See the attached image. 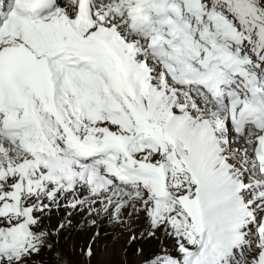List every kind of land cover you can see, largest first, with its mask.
Wrapping results in <instances>:
<instances>
[{"label":"snow or ice","instance_id":"snow-or-ice-1","mask_svg":"<svg viewBox=\"0 0 264 264\" xmlns=\"http://www.w3.org/2000/svg\"><path fill=\"white\" fill-rule=\"evenodd\" d=\"M63 239L264 264V0H0V264Z\"/></svg>","mask_w":264,"mask_h":264},{"label":"rangeland","instance_id":"rangeland-1","mask_svg":"<svg viewBox=\"0 0 264 264\" xmlns=\"http://www.w3.org/2000/svg\"><path fill=\"white\" fill-rule=\"evenodd\" d=\"M79 243L78 240L75 239H63L61 240V245L65 249L66 252L69 253L72 260L76 261V264H81V257L78 250L73 249V243ZM109 243L111 242V238H109ZM104 243L103 241L101 242ZM93 264H96V261H93ZM101 264H124L122 260V256L120 254L119 244L117 243L113 249L108 250L107 258L101 261Z\"/></svg>","mask_w":264,"mask_h":264}]
</instances>
